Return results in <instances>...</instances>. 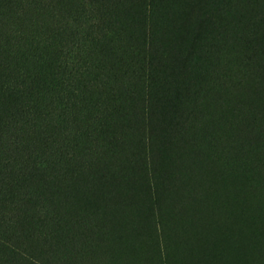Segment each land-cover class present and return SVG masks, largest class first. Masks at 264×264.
Instances as JSON below:
<instances>
[{
  "label": "trees",
  "instance_id": "obj_1",
  "mask_svg": "<svg viewBox=\"0 0 264 264\" xmlns=\"http://www.w3.org/2000/svg\"><path fill=\"white\" fill-rule=\"evenodd\" d=\"M174 6L0 0V264H264V0Z\"/></svg>",
  "mask_w": 264,
  "mask_h": 264
},
{
  "label": "rangeland",
  "instance_id": "obj_2",
  "mask_svg": "<svg viewBox=\"0 0 264 264\" xmlns=\"http://www.w3.org/2000/svg\"><path fill=\"white\" fill-rule=\"evenodd\" d=\"M195 1H197V0H170V4H171V6L175 5L173 8V11L177 12L178 15L181 16L183 18V20H185L186 19V13L188 12L189 4H194ZM180 25H181V22L179 19H178V21H175V20L170 21L169 26H172V27L176 26V27L171 29L170 33L176 32L177 29L180 28ZM182 35L183 34L181 32V34L178 35L177 38L181 37ZM260 241L263 243L264 238L258 239L255 243H258Z\"/></svg>",
  "mask_w": 264,
  "mask_h": 264
}]
</instances>
